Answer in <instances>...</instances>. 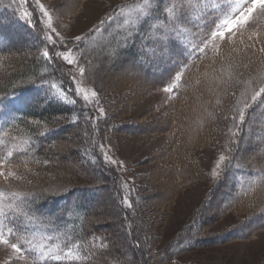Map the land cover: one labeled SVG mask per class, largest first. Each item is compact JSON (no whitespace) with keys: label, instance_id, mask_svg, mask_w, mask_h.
<instances>
[{"label":"trees","instance_id":"1","mask_svg":"<svg viewBox=\"0 0 264 264\" xmlns=\"http://www.w3.org/2000/svg\"><path fill=\"white\" fill-rule=\"evenodd\" d=\"M233 3L118 6L73 49L108 108L92 123L83 102L40 90L62 81L61 64L42 55L43 28L25 17L21 0H0V113L13 112L0 133V162L24 175L0 176V230L22 246L20 264H180L176 258L195 249L264 230V22L210 45ZM110 51L123 74L103 86L95 65ZM179 75L172 114L133 118L149 94ZM119 134L166 140L137 164L150 169L137 173L132 186L101 154ZM213 149L230 158L211 197L185 231L158 249L156 230L169 221L177 195L207 179L196 153ZM107 199L116 220L105 219ZM231 213L241 216L237 225L210 232Z\"/></svg>","mask_w":264,"mask_h":264},{"label":"rangeland","instance_id":"2","mask_svg":"<svg viewBox=\"0 0 264 264\" xmlns=\"http://www.w3.org/2000/svg\"><path fill=\"white\" fill-rule=\"evenodd\" d=\"M126 1L21 0L25 17L32 22L35 19L39 20L43 28V35L47 45L43 49L42 55L47 49L49 58H45L60 63V70L63 72L61 82L46 84L40 87V90L44 93L58 96L68 102H73V100L83 102L87 109L86 115H88V119L92 123L105 117L108 108L102 102L98 91L87 81L84 72L81 73L80 69L84 68L79 62L78 54L73 49L86 35L97 29L118 6ZM233 1L231 9L214 31L217 35L211 40V47L217 46L221 39L231 31L241 30L246 25L248 27L259 26L264 22V15L258 14V11H256L248 14L246 22H241L239 25L233 24L231 31L225 29L223 27L225 21H233V18L239 20L240 15L243 14L241 10L247 12V9L252 5V0ZM136 3L128 6L134 7ZM255 16L258 17L251 24L250 21ZM220 31L225 34L220 36L218 34ZM76 37H80V39L77 40ZM65 55L73 63L70 64L64 58ZM113 60V55L110 51L103 53L95 65L98 71V78L103 86L114 85L121 81L123 69L120 66L118 68ZM180 79L181 75L176 76L164 89L149 94L135 110L133 118L150 111H152L151 120L172 114L174 109L173 100L176 95L175 90L179 85ZM93 93L97 95H93ZM121 97H124V95H121ZM12 117L13 112L8 110V108L0 113V133L9 126V121ZM165 141L164 137L129 138L119 134L114 137L112 144L101 147V154L107 165L117 169L124 184L132 186L137 173L150 169L149 166L137 167V164L146 161L147 157L154 150L161 148ZM229 158L228 154L215 149L196 153V163L204 171L207 179L195 183L177 195L169 221L156 230L157 236L162 240L158 249H164L193 223L198 212L205 205L204 203L211 197L210 193L215 183L221 178ZM111 161H116V163H111ZM0 176L4 179H17L24 175L0 162ZM168 190L169 187L165 191ZM104 209L107 213L105 219H108L107 217L114 220L119 218L115 206L109 199H107ZM240 219L241 216L238 213H231L225 218L214 221L210 232L220 233L225 231L237 225ZM117 230L120 233V229L117 228ZM11 252L10 248L0 244V264H9L14 261V258L10 255ZM69 256L75 258L77 253L74 251L69 253ZM176 261L180 264H264V230L255 232L247 240L232 241L219 246H206L195 249L179 256Z\"/></svg>","mask_w":264,"mask_h":264},{"label":"snow or ice","instance_id":"3","mask_svg":"<svg viewBox=\"0 0 264 264\" xmlns=\"http://www.w3.org/2000/svg\"><path fill=\"white\" fill-rule=\"evenodd\" d=\"M148 6H149L148 0H145V7H148ZM241 11L243 14L240 15L239 20H236L235 18H233V21H225L223 27L227 29L228 31H231L233 24L239 25L241 22H246V18L249 13H255L256 11H260L264 13V0H252V5L251 7L247 9V12H243V10ZM218 34L220 36H223L225 33L223 31H220ZM213 35L215 36L217 35V33H213ZM76 39L79 40L80 37H76ZM261 51H264V49H261ZM43 55L44 57L49 58V52L47 51V49H45V51L43 52ZM64 58L67 59L70 64L73 63V61H71L67 55H65ZM80 71L81 73H83L84 69H80ZM260 91L264 92V88H261ZM93 95H97V94L93 93ZM256 95H259V93H257ZM252 99L255 100L256 96L254 95ZM261 103H264V101H261ZM101 111H103V109H101ZM241 120H243L242 115H241ZM111 163H116V161H111ZM11 232L12 230L9 229V236L11 235ZM0 244H3L4 246L12 250L10 255L14 258V260L16 261V264H20V262L24 260V256L22 255V246L10 240V238L6 237L3 231H0Z\"/></svg>","mask_w":264,"mask_h":264}]
</instances>
